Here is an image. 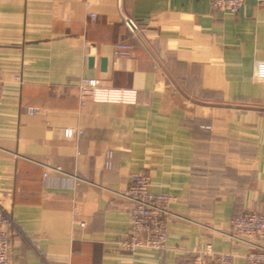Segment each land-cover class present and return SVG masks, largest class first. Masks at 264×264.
<instances>
[{"label":"crops","instance_id":"0c3cea01","mask_svg":"<svg viewBox=\"0 0 264 264\" xmlns=\"http://www.w3.org/2000/svg\"><path fill=\"white\" fill-rule=\"evenodd\" d=\"M117 43L133 54L115 57ZM261 60L264 0H246L237 13L211 0H0V198L15 223L10 264H187L208 243L251 247L229 233L235 214L264 213ZM83 77L137 99L82 104ZM135 173L174 197L163 250L117 244Z\"/></svg>","mask_w":264,"mask_h":264},{"label":"built area","instance_id":"2783aa9c","mask_svg":"<svg viewBox=\"0 0 264 264\" xmlns=\"http://www.w3.org/2000/svg\"><path fill=\"white\" fill-rule=\"evenodd\" d=\"M246 0H211L214 8L230 13H237ZM96 19L95 14H91ZM127 26L132 30L138 29L132 18H127ZM133 54V46L117 43L114 47L115 57H128ZM255 80L264 82V61H257L254 72ZM81 103L94 102H135L136 93L126 89H116L104 86L98 78L83 77L78 82ZM1 92V91H0ZM37 107H26L25 112L36 113ZM79 132H81L79 130ZM75 130L67 128L65 137L74 136ZM59 170V169H58ZM131 201L130 223L126 234L117 244L124 250L134 252L139 249L163 250L168 240L167 219L169 205L174 197L168 192H153L151 179L148 175L135 173L123 193ZM15 226L10 212L0 198V264H10L12 233ZM231 239L236 243H246L251 247L241 252L237 247L219 251L208 243L203 249L193 251V257L187 264H230L238 257H243L247 264H264V246L260 244L264 238V213L243 211L235 214L230 220ZM235 244V245H236ZM86 264V263H79ZM93 264V263H88Z\"/></svg>","mask_w":264,"mask_h":264}]
</instances>
